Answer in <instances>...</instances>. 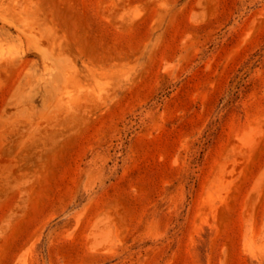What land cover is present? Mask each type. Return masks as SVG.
<instances>
[{"label":"rangeland","instance_id":"obj_1","mask_svg":"<svg viewBox=\"0 0 264 264\" xmlns=\"http://www.w3.org/2000/svg\"><path fill=\"white\" fill-rule=\"evenodd\" d=\"M0 264H264V0H0Z\"/></svg>","mask_w":264,"mask_h":264}]
</instances>
